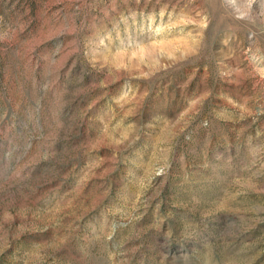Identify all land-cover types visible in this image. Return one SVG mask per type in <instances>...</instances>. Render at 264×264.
<instances>
[{"label": "rangeland", "instance_id": "rangeland-1", "mask_svg": "<svg viewBox=\"0 0 264 264\" xmlns=\"http://www.w3.org/2000/svg\"><path fill=\"white\" fill-rule=\"evenodd\" d=\"M0 264H264V0H0Z\"/></svg>", "mask_w": 264, "mask_h": 264}]
</instances>
